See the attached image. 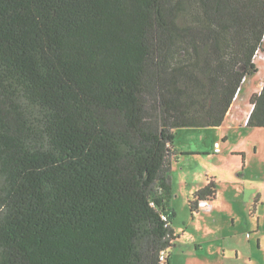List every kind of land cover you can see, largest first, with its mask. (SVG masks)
Returning a JSON list of instances; mask_svg holds the SVG:
<instances>
[{"label":"trees","instance_id":"1","mask_svg":"<svg viewBox=\"0 0 264 264\" xmlns=\"http://www.w3.org/2000/svg\"><path fill=\"white\" fill-rule=\"evenodd\" d=\"M263 43L264 0H0V264H170L176 130L222 125Z\"/></svg>","mask_w":264,"mask_h":264},{"label":"rangeland","instance_id":"2","mask_svg":"<svg viewBox=\"0 0 264 264\" xmlns=\"http://www.w3.org/2000/svg\"><path fill=\"white\" fill-rule=\"evenodd\" d=\"M255 61L264 62V48ZM176 132L178 150L204 149V153L180 152L172 158V205L177 210L174 227L178 237L169 250L170 264H264V127L246 128L229 120L219 127H182ZM217 147L221 148L218 153ZM232 150H246L245 163ZM210 175L218 181L216 201L209 200L207 205L202 200L193 213L190 199ZM257 197L260 202L252 214ZM258 235L261 246L257 245Z\"/></svg>","mask_w":264,"mask_h":264},{"label":"crops","instance_id":"3","mask_svg":"<svg viewBox=\"0 0 264 264\" xmlns=\"http://www.w3.org/2000/svg\"><path fill=\"white\" fill-rule=\"evenodd\" d=\"M263 46H264V43H263ZM257 65L259 67L258 72L256 74H254V75L248 76L247 79L244 81L243 88H242L241 92L239 93V97H238L237 100L235 98V100H234L233 104L231 105V107H230V109H229V111L227 113V116H226L224 122L222 123V125H224L226 122H228L230 120L232 123L234 121H235V123H240V124L243 123L246 128H256V126L255 127L248 126L247 125V119H248V117H249V115H250V113L252 111V108H253V104L250 101L251 100V96L253 95V93L260 91L262 86H263V83H264V62L262 64H257ZM249 81H251V84L244 90L245 84H247ZM248 101H249V105L247 104ZM222 125H220V126H222ZM216 127H219V126H216ZM228 137L229 136L227 135L224 139L226 140V139H228ZM217 148H219V147H217ZM173 149L175 151H177V153L187 152V151H184V150H181V151L178 150L175 143H174ZM191 151H195V152H187V153H189L188 155L203 154L204 153L203 152L204 149L191 150ZM215 151H216V149H215ZM220 151L221 150L216 151V153H218ZM255 151H257V150H255ZM232 152H234V154H236V155H241V163L242 164L245 163V162H243V158L247 159V156H248V153H246L247 152L246 150H244V151L243 150H232ZM246 166H247V164L244 165V167H246ZM240 174H241V176L242 175L244 176L245 172L242 170ZM209 177H213L217 181V177L216 176L210 175V176H208V179H209ZM208 179H206L204 181L205 184L207 183ZM217 185H218V181H217ZM203 186H201V187H203ZM196 191H197V188H195V192ZM217 193H218V190H217ZM217 193H216L215 198H213L212 200L216 201ZM260 195H261V193H260ZM259 197L256 198V203L254 204V209H253L254 211H253L252 214H256L257 203L260 202V198ZM249 242L252 243V240H250ZM257 245L258 246L262 245V239L260 238L259 235H258V238H257Z\"/></svg>","mask_w":264,"mask_h":264},{"label":"built area","instance_id":"4","mask_svg":"<svg viewBox=\"0 0 264 264\" xmlns=\"http://www.w3.org/2000/svg\"><path fill=\"white\" fill-rule=\"evenodd\" d=\"M219 150H220V148H216V151H219ZM207 205H210V204H209V201H208ZM161 259H162V263H161V264H165V259H166V254H165V252H163V253L161 254Z\"/></svg>","mask_w":264,"mask_h":264},{"label":"bare ground","instance_id":"5","mask_svg":"<svg viewBox=\"0 0 264 264\" xmlns=\"http://www.w3.org/2000/svg\"><path fill=\"white\" fill-rule=\"evenodd\" d=\"M238 97H239V94L236 96V100L238 99Z\"/></svg>","mask_w":264,"mask_h":264}]
</instances>
